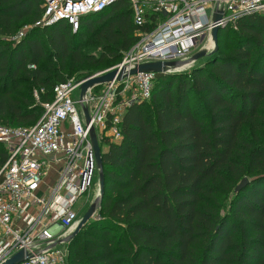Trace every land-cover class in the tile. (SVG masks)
I'll return each mask as SVG.
<instances>
[{"label": "trees", "instance_id": "trees-1", "mask_svg": "<svg viewBox=\"0 0 264 264\" xmlns=\"http://www.w3.org/2000/svg\"><path fill=\"white\" fill-rule=\"evenodd\" d=\"M43 11L44 0H0L3 126L31 128L42 115L35 91L50 102L67 66L118 64L136 42L126 0L75 31L65 20L33 26ZM228 27L189 73L156 75L121 140L104 141L98 216L71 240L70 264H264V16ZM88 35L97 56L80 50ZM6 159L0 144V168Z\"/></svg>", "mask_w": 264, "mask_h": 264}, {"label": "built area", "instance_id": "built-area-1", "mask_svg": "<svg viewBox=\"0 0 264 264\" xmlns=\"http://www.w3.org/2000/svg\"><path fill=\"white\" fill-rule=\"evenodd\" d=\"M118 1L44 0L42 17L33 26L65 20L75 31L80 17ZM126 1L137 27L136 42L112 69L90 77L115 71L111 82L93 85L83 96L81 85L90 78L62 82L54 87L50 102H41L35 91L42 115L34 126L0 124V144L7 152L0 168V264L19 252L20 264H66L64 246L81 219L73 207L98 177L91 129L100 147L103 141L119 142L128 108L151 96L156 74L132 75V70L161 63L162 75L189 73L197 53L214 50L215 28L234 27L238 19L250 15L264 16V0ZM215 16L220 19L215 21ZM31 28L24 26L14 39H22ZM78 89L79 98L73 100L71 94ZM49 172L56 177L47 185Z\"/></svg>", "mask_w": 264, "mask_h": 264}, {"label": "water", "instance_id": "water-1", "mask_svg": "<svg viewBox=\"0 0 264 264\" xmlns=\"http://www.w3.org/2000/svg\"><path fill=\"white\" fill-rule=\"evenodd\" d=\"M67 1H72V2H79L80 0H67ZM220 19L219 16H215L214 20L218 21ZM225 27V26H224ZM223 27V28H224ZM219 29L215 28L212 31V39H213V43H214V50L210 53V54H205L204 52H200L197 53L193 59L195 61H199L209 55H211L212 53L216 52L217 50V34H218ZM163 67V64L161 63H152V64H143L140 65L136 70H132L130 74H136V73H154L156 75H160L161 74V69ZM117 73L115 71L106 73L104 75L101 76H97V77H93L90 78L88 80H86L82 85H81V96L84 95V93L86 92V90L93 86V85H101L104 83H108L111 82L115 77H116ZM119 78V77H118ZM90 139L92 142V147H93V151H94V155H95V159H96V166L98 168V196L96 197V199L92 202V204L90 205L89 209L83 214V216L80 219V222L75 230V232L69 237L68 240L73 239L77 233L88 223L91 221V219L93 218L95 212L97 209H99L100 207V203H101V199H102V194H103V176H102V151H101V147L98 143V140L94 134V131L91 129L90 131ZM247 184V180L243 179L235 188V193H238L240 191H242L245 186ZM23 262V254L22 252H19L18 254H16L15 256H13L10 260H8L6 263L4 264H20Z\"/></svg>", "mask_w": 264, "mask_h": 264}, {"label": "rangeland", "instance_id": "rangeland-1", "mask_svg": "<svg viewBox=\"0 0 264 264\" xmlns=\"http://www.w3.org/2000/svg\"><path fill=\"white\" fill-rule=\"evenodd\" d=\"M232 27L229 26L228 29ZM234 27H232V31H235L233 29ZM228 29H226L228 31ZM227 35H231L230 33H227ZM90 36L88 35L87 37H85L81 42H80V50L86 54H91L92 56H97L98 54V50L93 48V46L91 44H89L90 42ZM74 44H76L74 42ZM223 44H226L225 42H223ZM78 46V45H77ZM203 60H205V58L197 61V65L202 63ZM116 65V63L114 64H110V63H103L101 65H99L98 67L94 68L92 66H88V65H84L80 68H74V69H69V67L67 66V71L64 74L65 77V81H73L75 83L80 82L82 80H85L87 78H90L92 76H95L97 74L103 73L109 69H112L114 66ZM23 87L19 88L17 91L18 92H24L22 90ZM71 98L73 100H77L79 98V89L75 90L72 94H71ZM149 113H151V110H149ZM104 141L102 142L101 145V151L105 152V145H104ZM56 175L54 172H49V174L47 175V181L49 182V184H51L54 179H55ZM93 186L92 188L84 194V196L82 198H80L78 200V202L75 204V206L73 207V210L75 212L78 213V216L81 218L83 216V214L89 209L90 205L92 204V202L96 199V195L98 193V177L95 176L94 181H93ZM98 211L99 209L96 210L92 220H95L98 216ZM72 240V239H71ZM71 240L67 241L64 249L66 251L67 257H66V264H70L69 263V247H70V243Z\"/></svg>", "mask_w": 264, "mask_h": 264}, {"label": "crops", "instance_id": "crops-1", "mask_svg": "<svg viewBox=\"0 0 264 264\" xmlns=\"http://www.w3.org/2000/svg\"><path fill=\"white\" fill-rule=\"evenodd\" d=\"M105 150H106V147H105ZM102 153H104V152H102ZM46 183H47V185H50L48 181Z\"/></svg>", "mask_w": 264, "mask_h": 264}]
</instances>
